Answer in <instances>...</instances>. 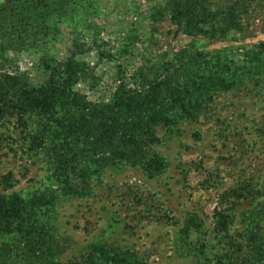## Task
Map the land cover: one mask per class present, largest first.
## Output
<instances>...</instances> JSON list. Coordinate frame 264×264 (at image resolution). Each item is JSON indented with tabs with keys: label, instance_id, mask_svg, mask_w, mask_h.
<instances>
[{
	"label": "rangeland",
	"instance_id": "obj_1",
	"mask_svg": "<svg viewBox=\"0 0 264 264\" xmlns=\"http://www.w3.org/2000/svg\"><path fill=\"white\" fill-rule=\"evenodd\" d=\"M183 1L71 0L54 39L0 59V197L59 189L62 140L46 130L63 109L23 101L39 102L68 70L86 102L111 104L120 80L139 94L176 79L189 54L224 51L231 65L264 42V0H185L182 13ZM191 18L205 31H191ZM210 96L196 119L140 140L148 164L103 160L90 193L60 199L52 260L111 264V251L114 264H264V80Z\"/></svg>",
	"mask_w": 264,
	"mask_h": 264
},
{
	"label": "trees",
	"instance_id": "obj_2",
	"mask_svg": "<svg viewBox=\"0 0 264 264\" xmlns=\"http://www.w3.org/2000/svg\"><path fill=\"white\" fill-rule=\"evenodd\" d=\"M70 1L0 0V59L6 60L10 50L28 51L54 39L60 29L59 22L69 11ZM184 4L185 0L177 4L178 11L182 9L184 13ZM200 21L203 20H196V25L191 18V31H205V24ZM224 54V51L189 54L180 60L176 79L153 82L147 89L141 85L139 94L120 80L111 104L92 105L84 100L81 92L74 88L80 77L78 70L65 72L64 81L54 82L44 90L37 98L39 102L35 103L34 98L28 102L24 99L26 109L36 108L41 113L57 105L63 109L62 116L55 118V123L46 130L62 140L56 169L60 187L31 198H22L19 194L0 197V237L12 239L0 246V264H7L21 255L27 257L19 258L18 263L59 264L51 259H56L60 249L59 253L54 249L56 241L49 219L61 198L90 193L91 179L100 172L94 164L103 165V160L125 165L144 163L148 156L142 151L141 141L148 136L154 137L151 133L156 132V126L173 130L180 122L197 118L208 101V94L212 100L227 89L263 82L264 42L246 51L239 63H226ZM108 154L112 157L108 158ZM151 163L150 172L155 170ZM9 187H13L12 184ZM104 255L113 264L120 257L111 251ZM89 258L87 264H97L99 255ZM49 260L52 261L49 263Z\"/></svg>",
	"mask_w": 264,
	"mask_h": 264
}]
</instances>
